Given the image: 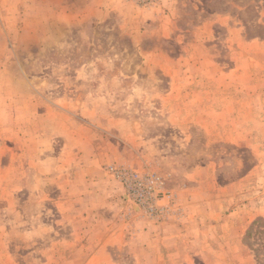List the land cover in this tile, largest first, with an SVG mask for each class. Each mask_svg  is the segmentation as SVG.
<instances>
[{
    "label": "rangeland",
    "instance_id": "obj_1",
    "mask_svg": "<svg viewBox=\"0 0 264 264\" xmlns=\"http://www.w3.org/2000/svg\"><path fill=\"white\" fill-rule=\"evenodd\" d=\"M158 1L0 0V264H264V0Z\"/></svg>",
    "mask_w": 264,
    "mask_h": 264
},
{
    "label": "crops",
    "instance_id": "obj_2",
    "mask_svg": "<svg viewBox=\"0 0 264 264\" xmlns=\"http://www.w3.org/2000/svg\"><path fill=\"white\" fill-rule=\"evenodd\" d=\"M168 2L173 5L176 3V0H159L157 4L158 9H161L162 6H166ZM164 227L165 225L153 227L142 223L131 227L126 226L124 229L120 227L118 231L115 229L116 227L107 225L104 236L102 235L101 241L96 245V250L92 251L87 262L89 264H118L112 251V249L117 247L126 252V257H130L132 263H177V259L170 261L171 255L169 253V248L176 243L175 240L171 239L173 238L171 233L174 230L170 229L166 231L167 234L162 231ZM140 255H143V257L140 258ZM180 262H182L180 264H183V262L189 264V258L184 257Z\"/></svg>",
    "mask_w": 264,
    "mask_h": 264
},
{
    "label": "trees",
    "instance_id": "obj_3",
    "mask_svg": "<svg viewBox=\"0 0 264 264\" xmlns=\"http://www.w3.org/2000/svg\"><path fill=\"white\" fill-rule=\"evenodd\" d=\"M264 226V225H263ZM264 228V227H263Z\"/></svg>",
    "mask_w": 264,
    "mask_h": 264
}]
</instances>
